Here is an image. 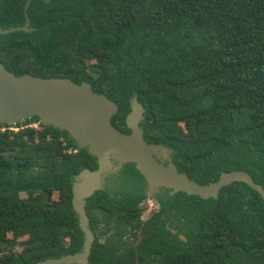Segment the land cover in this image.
<instances>
[{
    "label": "trees",
    "instance_id": "obj_1",
    "mask_svg": "<svg viewBox=\"0 0 264 264\" xmlns=\"http://www.w3.org/2000/svg\"><path fill=\"white\" fill-rule=\"evenodd\" d=\"M25 2L0 0L1 28L25 23ZM26 14L31 32L0 35L7 71L89 83L117 104L121 132L136 94L145 141L171 149L179 172L204 185L241 170L264 190V0H31ZM95 160L37 117L0 125V264L81 249L71 181ZM160 201L143 227L130 207L103 213L114 236L95 239L88 264H264V204L243 182ZM127 226L138 242L119 238Z\"/></svg>",
    "mask_w": 264,
    "mask_h": 264
},
{
    "label": "water",
    "instance_id": "obj_2",
    "mask_svg": "<svg viewBox=\"0 0 264 264\" xmlns=\"http://www.w3.org/2000/svg\"><path fill=\"white\" fill-rule=\"evenodd\" d=\"M48 3L49 0H44ZM25 23L19 27L1 28L0 35L31 32L27 9ZM130 111L125 117L129 133L112 123L118 106L104 94L96 93L87 82L77 84L69 78H41L30 74L15 76L0 64V125H16L37 117L44 127L66 132L78 149H85L96 159L95 170L83 169L71 181V207L83 234L81 249L58 258H47L36 264H88L94 236L86 215V201L104 188L105 177L127 164H133L146 182V196L159 188L169 196L183 192L201 199H217L219 190L232 182H243L255 190L264 203L262 187L244 171L220 173L214 182L201 185L176 169L173 151L159 144L147 143L140 126L143 106L136 94L129 99ZM175 233V231H171ZM181 240H185L179 235Z\"/></svg>",
    "mask_w": 264,
    "mask_h": 264
},
{
    "label": "flooded vegetation",
    "instance_id": "obj_3",
    "mask_svg": "<svg viewBox=\"0 0 264 264\" xmlns=\"http://www.w3.org/2000/svg\"><path fill=\"white\" fill-rule=\"evenodd\" d=\"M124 133H129V131ZM70 152L74 154L76 153V150H72V151L70 150ZM146 192H147L146 182L144 178L142 177V179L141 178L139 179V177L134 172H132V170L126 167H122L115 173H109L105 177L103 190L96 191L90 197V199L95 200V202L94 204L91 203L90 209H88V214L86 213L89 219V228L94 236V241L95 239L102 240L103 238H111L114 236L113 227H115V219H113L112 221L107 219L106 220L102 219L103 213L109 215L111 211L115 213L118 211L121 212L124 211L121 207L123 208L130 207V209L136 211L134 214H138L137 219L140 221L141 227L145 226V223H147L148 221H151L154 218V214L159 210L161 203L160 199L163 200L164 198H166V196L170 197L169 190L159 188L156 191L152 192V197H147ZM129 195L130 197H127L128 201L123 202L122 196H129ZM101 201H103L105 206H102L100 204ZM119 201H121V204L115 203ZM145 213L148 214L144 216ZM127 227L128 228H126L124 232L120 233L119 238L126 242L127 241L138 242L139 238L142 236L141 234L142 228L139 227L132 229L131 226L130 227L127 226ZM102 230L105 231L104 234L105 236L103 235L104 237L98 236L99 235L98 232ZM170 231H174V230L171 229ZM173 234H176V231Z\"/></svg>",
    "mask_w": 264,
    "mask_h": 264
},
{
    "label": "built area",
    "instance_id": "obj_4",
    "mask_svg": "<svg viewBox=\"0 0 264 264\" xmlns=\"http://www.w3.org/2000/svg\"><path fill=\"white\" fill-rule=\"evenodd\" d=\"M34 127H36V125H34ZM5 130H10V131H17L18 129L17 128H7V127H2L1 128V131H5Z\"/></svg>",
    "mask_w": 264,
    "mask_h": 264
},
{
    "label": "rangeland",
    "instance_id": "obj_5",
    "mask_svg": "<svg viewBox=\"0 0 264 264\" xmlns=\"http://www.w3.org/2000/svg\"><path fill=\"white\" fill-rule=\"evenodd\" d=\"M32 127H34V125H31ZM148 213H145V215L144 216H146ZM19 248L17 247V248H15V250H18Z\"/></svg>",
    "mask_w": 264,
    "mask_h": 264
}]
</instances>
